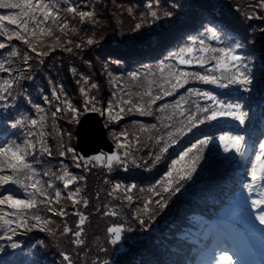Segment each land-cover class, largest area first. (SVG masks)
<instances>
[{
  "label": "trees",
  "instance_id": "trees-1",
  "mask_svg": "<svg viewBox=\"0 0 264 264\" xmlns=\"http://www.w3.org/2000/svg\"><path fill=\"white\" fill-rule=\"evenodd\" d=\"M151 2H154L153 5H156V2H159L160 6L163 4L165 12L161 8L155 18L146 16L137 22L131 16V12L133 10H140V8H147V4ZM44 3L49 5L53 13L59 15L60 20L57 21L56 25L52 23L51 19L41 25L42 27L50 28L53 35H40L38 32L36 36L29 34V39L38 51L47 52V55L37 56L22 41L15 39L9 41L6 37L0 36V42H5L8 45L4 49L6 50L4 62L9 67L8 61L10 60V67L15 69L12 77L7 73L6 79L20 77L18 81H14V89L25 88L35 93H40L45 82L51 87L46 97L47 100L39 105L44 109L46 114L45 127L43 129L37 128L36 131L44 132L43 140L46 146L51 149L52 155L49 156L47 153L41 155L39 152L40 145L37 144L35 155H29L26 158L27 162L31 163L33 169L38 173V176L34 177V179H40L45 187L48 182H51L54 188L48 189L50 193H53L56 187H58V191H62L64 189L63 181L58 179V177L63 175L65 169L71 175L72 168H74L67 163L68 153L66 150L65 160L63 156L59 155V152L65 147L64 139L66 134V126L63 122L62 114L65 107L61 101L67 100L72 103L79 93L75 89L76 80L70 70V57L59 52L57 48L61 47L65 39L71 36L76 29L85 40L95 37L102 44L105 41L107 32L118 29L119 16H128L135 23L132 25L128 20L126 23L127 29L114 32L113 35H116V38L106 42L107 45L117 43V47H108L104 49V52H98L104 58L110 57L119 61L122 66L118 70L114 69L112 72L115 81L113 82L114 88L109 102L117 109L121 106L125 108L130 107L128 105H121V99H132L134 104H139L141 99L139 94L145 92L149 87H151L153 95L159 94L162 98L151 105L149 109L150 114L140 115L138 111L134 113L125 111L126 117L123 119V124L132 125L131 127L137 128L130 133L129 138L132 140L139 138L141 140L142 131L140 127L146 126L147 136L150 138L149 143L154 146L150 145L149 150L152 151L151 156H144V159L139 163L137 169L133 168L128 170L136 179H133L127 173V169L124 166L120 167L125 171L120 170L114 177L109 178L111 183L114 182V188L117 185L115 183H121L123 186L128 187L136 183L138 195L133 193L131 195V201L127 200L126 196H121L119 199L121 204L127 205L130 215H134L135 209L137 215L144 220V224L136 227L135 232L133 231L131 234L127 231L124 232L123 237L126 238V242L123 244L125 246L124 253H121L119 248L117 253L110 258L123 256L126 262L130 261L131 264H140L145 261L147 264H162L163 246H165V243L168 246L170 240L173 238L176 239L179 235L180 229H183V226H187L185 223L188 215L208 205L216 206L217 203L215 200L219 201V197L207 199L214 192H228L231 194L235 192V186H231L230 181L227 179L233 168H243L245 153L241 143L234 145L229 140L221 143L219 137L211 139L207 146L195 148L194 138H191L190 133L198 128H204L207 125L225 124L231 126L234 130H229L223 134L221 133V136L229 137L232 135H240L242 129L238 121H233L230 118H218V121H210L202 125L197 124L191 131L176 134L174 137L176 142L170 145L163 164L161 166L159 162L152 164L150 160L159 154L160 147L163 145V141L157 144L160 136L163 135L167 138V133L172 131V129L167 128V125L181 119L177 115L180 109L176 105L182 104L183 109L194 112L197 103L201 106L211 103V101L205 100L202 96H197L196 92L207 91L215 94L213 90L207 88L206 84L200 81H190L184 87L173 91L172 95L164 96L163 90L160 87L163 83V78L158 71V66L162 63L175 65L177 63L175 60H168V57L173 52L179 51L182 47L189 46L193 39H204L211 47L231 48L238 55L242 56L244 58L242 63L246 66L242 70L249 75L248 69L251 68V63L248 60H250V56L244 51L241 44L246 40L249 43V39H246L245 36L253 30V33L259 34L252 37L255 48L258 47L260 41L257 40V37L260 35L263 37L264 34V8L258 6L259 0H44ZM94 6H96L94 16L85 18L84 20L66 11L69 7H75L77 11L93 12ZM19 11V9H0V14H17ZM40 19L42 20L43 17H40ZM90 19L98 20L96 25L100 27L97 29V34H91L85 30L92 25L88 21ZM4 23L5 27L9 30L15 28V25H9L7 22ZM63 23H68L69 28L61 32L57 25L62 26ZM138 23H143V26L137 28ZM210 28H215L217 31L218 38L216 40L211 39V33L208 32ZM91 30H93V27L88 29V31ZM53 48L55 50H52ZM12 51H18L20 55L13 57L10 55ZM24 54H28L30 57L28 64L23 63L22 57ZM193 55H198V53H193ZM251 57L254 60L259 59L263 62V55L261 56L259 52H257V55L256 53H251ZM146 66H151L152 71L156 72V76H151V74L145 76L144 73L148 71ZM178 67L184 71L204 72V69L199 68L195 64L191 66L178 65ZM167 71L168 69L165 68V74ZM133 74H140L139 78L133 79ZM255 75L256 73H254V78ZM250 77L252 78V84L249 91H245L239 84L232 85L224 90H228L227 93L231 96L236 93L246 95L248 101L252 102L249 104H253V102L255 104L261 103L260 97L257 99L256 97L255 99L252 97L254 96L253 91H255V85H253L254 78L252 76ZM103 80H106V78L103 77ZM149 81H152V83L150 84ZM170 87L169 84H164V88L170 89ZM129 93L132 95L129 96ZM56 95L60 96V101L56 100ZM149 99V97H144L145 101ZM17 100L21 99L17 97ZM230 100L226 101L230 103ZM9 104L12 105L10 100ZM164 105H168L169 107L162 113L159 111V108ZM25 106L31 109V113L27 115L39 119L38 114L30 104H26ZM57 106L61 110L53 118L52 113L56 111ZM145 106L147 107V104ZM17 116L14 107L10 106L6 109L0 107V146L7 147L12 143L22 144L25 139L35 142L38 139V137L26 136L28 132L27 128H20V130H23L22 133H19L21 142L16 141L14 138L12 140L10 139L13 130L11 124L13 123V118ZM137 116L138 118H136ZM246 121L247 118H245ZM106 124L108 126L107 122ZM201 132L203 134L206 133ZM201 132L200 134H202ZM53 136L59 137L61 143L54 142ZM109 138L113 139L111 133H109ZM189 142L191 144L187 145ZM225 143L229 145L227 152L224 147ZM74 146L76 152L75 136ZM147 147L148 143L144 145L141 143L138 144V150L135 151L136 154L139 156ZM240 152L243 155H240ZM177 153L181 157H184V159L180 160L178 165V180L172 182V189L168 191L170 195H175L172 201L173 208L167 209V196L164 194L163 189L167 187L166 184L169 183L170 179L173 180L175 178V174L171 171V167H169V158ZM185 153H188V155L185 156ZM197 156L200 158L197 159ZM2 162L5 167V172L0 173V175L9 173L7 158H3ZM193 163L196 164V169L194 172H191V178H187ZM132 165L134 166V164ZM93 172L97 173V177L102 175V171ZM169 172L173 173L171 178L168 177ZM45 173H48V175H45ZM181 176L185 177V179H180ZM103 181L106 184L107 180L104 179ZM13 188L18 191L16 187ZM67 189L65 188V191ZM153 189H156L159 195ZM28 191H31V189H28ZM18 193L20 197L14 196V198L23 200L29 198L22 187ZM83 193L93 208L94 223L83 226L82 236L76 237L70 233L69 237L73 243H77V241L86 243V262L88 264H97L98 262V264H104L99 261L100 256L94 259L92 254H88V251L92 246L97 244V255L108 257L111 254L110 247L106 244L107 226L109 224H103L102 220L111 216L105 213H111L114 203L112 206H109L108 202L104 200L109 198L106 196V189L105 194L97 200H94L95 196L91 187L84 190ZM61 198L64 201V197ZM38 199L42 198L38 197ZM149 201H152V203L149 204ZM161 204H165L166 206L161 207ZM146 205L147 207H145ZM65 206H68L69 209H74V206L68 199H65ZM39 208L40 210L46 209L45 206H40ZM11 210L17 209H4L6 212H10ZM29 213H32V211H29ZM78 221L76 219L74 221L76 223L70 227L73 233L78 230L76 228ZM128 222L130 221L128 220ZM100 224H103V227H105V234ZM146 229H148L147 235H149V238L143 239V242L140 244L139 239L143 238ZM87 234L89 235L87 236ZM91 234L97 241L93 244H88ZM168 234H171L172 239L167 238ZM172 243L175 244L173 241ZM152 244L154 248L149 249L148 246ZM61 245L60 243L58 247ZM169 247L171 246L169 245ZM154 257L156 258L155 260ZM166 257L168 258L169 256L167 255ZM122 264H126L125 261Z\"/></svg>",
  "mask_w": 264,
  "mask_h": 264
},
{
  "label": "snow or ice",
  "instance_id": "snow-or-ice-1",
  "mask_svg": "<svg viewBox=\"0 0 264 264\" xmlns=\"http://www.w3.org/2000/svg\"><path fill=\"white\" fill-rule=\"evenodd\" d=\"M258 6L264 8V0H259ZM0 9H19V13L17 14H0V36L6 37L7 40H20L25 45L28 46L31 51L35 52L37 56L47 55V52L38 51L37 48L34 46L33 42L29 39V34L31 36H36L39 32L40 35H53L50 28L42 27L46 21L49 19L52 20L54 25L57 24V21L60 20L58 14L53 13L50 10L49 5L44 3V0H0ZM67 12L73 13L81 20L85 18H91L94 16V13L91 11H77L75 7H69L66 9ZM152 17H156L157 13L153 11L151 13ZM40 17H43L41 20ZM9 25H15V28L9 30L5 27V23ZM31 25V27H30ZM61 32H64L65 29L69 28L68 23H63L62 26L57 25ZM137 28L140 25L136 26ZM208 32L211 33V39L216 40L217 31L215 28L208 29ZM69 44L71 41L68 42ZM94 41L92 39L87 40V44L92 45ZM8 45L5 42H0V50L5 49ZM80 47V45H77ZM52 50H55L54 48ZM67 51L71 52L72 49L68 48ZM193 53H198V55H193ZM11 56L16 57L19 56L20 53L18 51H12L10 53ZM23 63L28 64L29 62V55L24 54ZM243 57L238 55L233 49L231 48H216L211 47L206 43L204 39H193L189 46H185L179 49V51L173 52L169 57L168 60H175L177 63L174 64H160L158 66V71L163 78V83L160 85L161 89L163 90L164 96H170L173 94L178 88L184 87V85L188 84L190 81H200L204 84H212L216 85L222 89H228L232 85L239 84L241 85L245 91L250 90V86L252 84V78L246 72L242 70L243 67ZM8 63L10 64L11 61L9 60ZM197 65L199 68L204 69L203 73L198 71H184L178 67V65ZM211 65V66H210ZM148 71L144 73L145 76L151 74V76H156V72H153L151 66H146ZM165 68L168 69L167 73L165 74ZM15 69L11 67H7L6 63L0 61V73H8L10 77H12V73ZM75 71V70H73ZM140 74H133V79H138ZM20 77H13L12 79H6L3 81V84H0V107L9 108L15 107L14 104L10 105L9 100L10 98L15 99L13 96L14 92V81H18ZM151 84L152 81H149ZM164 84H169L171 87L164 88ZM93 88H96L97 85L93 84ZM83 92L84 90L81 89ZM55 94V93H54ZM17 95H22V93H17ZM129 96L132 94L129 93ZM140 103L134 104L132 99H121V105H128L130 107L125 108L121 106L119 108L118 113L113 116L114 105L109 104L107 105V112L110 119L119 120L122 119V113L125 111L132 112L136 110L140 113V115L150 114V107L151 105L155 104L156 101L160 100L162 97L161 95H153L151 87H149L145 92L140 93ZM197 96H202L205 100L211 101L210 104L205 106H201L199 103L196 104L195 111H191L188 109H183L182 104H177L176 107L180 109L177 115L181 118L175 123H169L167 128L172 129L167 133V138L165 136H160L157 144H160L163 141V145L160 147V152L154 158V162H158L161 159V156L164 153L168 152V149L172 143H175L176 140L174 139L176 134H183L186 131H191L193 127L197 124H205L206 122L210 121H218V118H230L233 121H238L239 124L243 125L245 123V118L248 116V112L242 111L243 105L239 103H229L227 101H223L218 98V96L214 95L213 93L204 91V92H196ZM144 97H149L150 99L145 101ZM47 100V98H45ZM56 100L60 101V96L56 95ZM91 103V100L88 101ZM36 111L39 116V119L32 118L30 115L21 114L20 116L13 119V123L11 127L15 128H27L28 132L26 136L30 137H38V139L33 142L32 140L25 139L22 144L20 143H12L9 144L7 147L0 146V173L5 172V167L3 164V158H7V168L9 169V173H5L0 175V185H7V184H15L22 187L28 195V199H16L13 195H2L0 194V206H6L7 208L17 209L15 212H6L3 208H0V222L7 227L4 229V234L0 235V239L12 241L13 236H15L18 229L24 228L27 230H31L33 228H38L40 231H45V227L52 223L49 219H42V217L37 213H29L25 210L33 209L37 207V204H43L47 208L49 212H52L56 216L64 217L66 216V210L63 208H56L53 207V202L55 204H59L61 200V192L55 191L54 194L50 193L48 189H53L54 185L51 182L47 183L45 187L44 184L41 182L40 179H34V177L38 176V173L33 169L31 163L27 162L26 158L29 155H35V150L37 148V144L40 145L39 152L41 155L47 153L49 156L52 155V151L49 147L46 146L43 137L44 132L40 131L37 132L36 129L40 128L43 129L45 127L46 122V114L42 107L38 104H34L31 99L27 101ZM64 104V107L67 111L72 112L73 114L76 113V108L70 101H61ZM147 104V107L145 106ZM169 107L168 105H164L163 107L159 108L160 112H164L165 109ZM61 109L59 106L56 107V111L52 113V117L56 116V113L59 112ZM96 110V109H93ZM103 113L104 109H100ZM223 122V121H219ZM119 139V138H118ZM212 137L209 139L201 140L200 144L202 146H207L210 142ZM221 143H224L226 140H229L232 144H239L244 137L239 135H232L229 137L220 136L219 137ZM124 141H127V136H124ZM137 143H139V138H137ZM130 145L128 143H119L117 145L118 148L126 149L123 152V158L119 154H113L109 156H104V154H100L94 156L92 160L103 162L104 166L111 169L114 164L123 165L126 162V158L130 156V152L127 150ZM225 151L229 150V145L227 143L224 144ZM261 148V155L256 156L257 163L254 164L251 168V179L253 182L259 180L264 182V144L260 145ZM67 153H72V148L66 149ZM65 151H60V156L66 155ZM185 156L188 153L184 154ZM240 155H243L240 152ZM200 157L197 156V159ZM184 157H181L183 160ZM73 160L74 162L77 161V157L75 153H73ZM133 163L135 161L133 160ZM147 163V161H145ZM179 163V161H177ZM76 167H80V163L76 162ZM196 169V164L193 163L191 169L189 171V175L187 178H191V172H194ZM259 172V175H258ZM48 175V173H45ZM173 176L172 172L168 173V177L171 178ZM67 177V178H66ZM58 179L63 181L64 188H68L69 185L75 183L76 177L71 176L67 170H64L62 176L58 177ZM180 179H185V177L181 176ZM163 183V182H162ZM249 195H252L256 184L249 183L246 185ZM131 188H135V185H132ZM131 188L128 191H131ZM31 189V191H28ZM120 185H115L114 190H119ZM172 189V182L171 179L169 180V184L167 187L164 188V192H168ZM178 190V189H177ZM157 195L159 192L156 189H153ZM80 196V188H76L74 192H70L66 199L72 201V205L75 206L83 202L84 207L88 206V202L86 200L79 199L77 197ZM38 197L42 199H38ZM126 199L131 201L132 196L127 195ZM149 204L152 201L148 202ZM159 203V202H158ZM161 207H165V204H161ZM147 207V205L145 206ZM251 207H255L260 211V215L257 217L260 224L264 225V194H260L259 199H255L252 201ZM106 215H116L115 212L112 213H105ZM76 215L79 217V221L76 224V228L78 229L73 233V230L65 225L62 229L63 234H74L76 237H80L83 234V226L85 225V221L87 219L86 216L77 212ZM139 223L144 224V220L138 217ZM33 222V223H30ZM15 225V226H13ZM51 232L52 230L49 229ZM111 232L115 239L112 241L116 243L120 240L121 236L120 233L123 231L120 227H113L108 230ZM55 235V233H52ZM79 243V241H77ZM13 248L18 247V245L13 242L11 245ZM3 251V249H0ZM63 260L67 262V264H73L72 258L69 254L63 253ZM211 264H234L233 260L230 256L226 254V251H221L218 257V260L215 258L211 261Z\"/></svg>",
  "mask_w": 264,
  "mask_h": 264
},
{
  "label": "rangeland",
  "instance_id": "rangeland-1",
  "mask_svg": "<svg viewBox=\"0 0 264 264\" xmlns=\"http://www.w3.org/2000/svg\"><path fill=\"white\" fill-rule=\"evenodd\" d=\"M154 2H151L147 4V8H140V10H133L131 12V16L139 22L142 18L146 16H152L151 13L155 11L157 15L159 14L161 8L162 11L165 12V9L163 7V4H159V2H156V5H153ZM153 5V6H152ZM96 10V6L93 7V13ZM138 14V15H137ZM128 20L133 25L135 22L131 21L128 16H119L118 19V29L116 31L110 30L106 33L105 41L100 44L98 40L93 37L94 43L92 45L87 44V40L84 39V37L77 31L71 35L68 36L65 41L63 42V45L61 47L57 48L59 52H62L64 55H69L70 57V70L73 74V77L76 80L75 89L79 93V95L76 97L75 100L72 101L73 106L76 108V113L73 114L72 112L67 111L64 109L63 111V122L66 126V134L64 139V145L63 149L61 151H65L67 148H72L73 152L67 154V163H69L72 168L71 176L76 177L75 183L69 185L68 189L65 191V188L60 191L61 197H64V201L60 200L59 204H55L53 202V207L56 208H63L66 210V216L60 217L54 215L52 212H49L47 208L45 210H40V206H45L43 204H37V208L39 209V212L41 215H43L42 219H44V215L47 217V219L51 220L52 223L44 226L45 231H36L32 234H30V237L26 241V244L29 242H33V244H29L28 246L33 245L32 252L29 255V257L33 256L31 258V261L37 264H67L63 260V253H67L71 256L73 264H88L86 262V249L87 245L85 242H79V243H73L70 239V234H63L62 229L65 225L68 227H71V225L75 224L74 222L76 219L79 220V217L76 215L77 212L83 214L87 217L85 221V225H92L94 223L93 216L94 211L93 208L89 202V200L84 197V190H87V188L91 187L93 193H94V200L100 199L101 196L105 194L106 189V196L109 197L107 199H104L106 202H108L109 206H112L114 203V207L111 210L112 212H115L116 215H111L110 217L106 218L105 220H102L103 224L108 223L107 226V234H106V244L110 247L111 254L107 256H101L97 255V244L92 246V248L88 251V254H92L95 257L100 256L101 262L104 264H122L123 261H125L126 264H131L130 261L126 262V259L123 256H117L112 257V255L116 254L118 249L120 248L121 253H124L125 246L123 245L126 242V238L124 236V232L127 231L129 234L133 231L135 232V228L138 226H141L142 224L139 223L137 212L134 209V215H130V211L126 204L120 203V197L121 196H127L132 195L133 193H136L138 195V189L136 183L135 188H131V186H123L121 183H115L120 185L119 190H114V185L111 183L109 178L114 177L120 170H124L120 166H124L127 169V173L131 175L128 170H131L133 168L137 169L139 167V163L142 162L144 159V156L150 157L151 156V150H149L150 145L154 146L149 143L150 138L147 136V129L145 127H140L142 131V139L139 140V143H137V139H130L129 135L131 132L135 131L137 128L131 127L132 125H126L123 124V119L126 117L125 112L122 113V119L119 120H113L110 119L107 112V105L110 104L109 98L112 94V90L114 88V81L115 78L112 76V72L114 69L121 68V64L119 61L114 60L110 57H102L98 52H104L105 48L108 47H117V43H114L113 45H107V41L113 40L116 38V35H113L114 32L117 31H123L126 30V23ZM92 23L91 26L88 27L90 29L93 27V30L88 31V29H85L87 32L91 34H97V29L100 27L96 25L97 19H90L88 20ZM140 25V28L143 26V23H138ZM259 34L253 33V30L249 34H246V39H249V43L253 44L250 45L248 41H244L241 44V47L244 49V51L250 56V60L248 62L251 63V68L248 69L249 75L254 78V73H256L255 78L253 79V85H255L252 96L254 99L261 98L264 99V34L263 37L260 35L257 37V40L260 41L257 48H255V44L252 42V37L257 36ZM250 37V38H249ZM71 41L69 44L68 42ZM77 45H80V47H77ZM68 48H71L72 51H67ZM259 52L261 56L263 55V62H261L259 59L254 60L251 57V53ZM247 62V63H248ZM75 70V71H73ZM103 77L106 78V80H103ZM256 82V83H254ZM96 84L97 87L93 88L92 85ZM81 89L84 91L82 92ZM91 100V103L88 101ZM134 100V99H133ZM264 105V104H263ZM96 109V110H93ZM100 109H104V112L106 114V122L108 123V136L109 133L113 135V139H110L117 147L119 143H128L130 146L128 147V151L130 152V156L126 158V162L123 165L120 164H114L111 169L104 166L103 162L94 161L91 159H83L80 158L78 153L75 152V146H74V136H75V129L76 125L78 124L81 117L92 111H97L103 114ZM119 109H117L114 106L113 110V116H115L118 113ZM136 112V110H133L131 113ZM140 114V113H139ZM138 118V116L136 117ZM127 136V141H124V136ZM54 142H60V138L53 136ZM119 138V139H118ZM135 141V143H134ZM146 144L148 143L147 149L143 150V153L139 156L136 154V150H138V144ZM118 153L123 158V152L126 150L124 148H118ZM169 151V149H168ZM73 153H75V156L77 157V161L80 163V167H76V162L73 160ZM168 153V152H167ZM167 153H164L163 156H161V159L158 161L160 166L161 160L164 156L167 155ZM65 160V156H63ZM153 157L150 161L152 164L157 163L154 162ZM133 160L135 163H133ZM134 164V166L132 165ZM83 166V167H82ZM159 166V167H160ZM93 171H102V175L97 177V173ZM125 171V170H124ZM133 179H136L133 175H131ZM97 177V178H96ZM106 179V184L105 181ZM76 188H80V196L77 197L79 199L86 200L88 202V206L84 207L83 202L80 204H77L74 206V209H69L68 206H65V199L67 195L70 192H74ZM131 188V191H128V189ZM58 190V187H56L55 191ZM54 191V192H55ZM53 192V194H54ZM71 201V200H69ZM172 201L173 198L171 195L167 197V209L173 208L172 207ZM72 203V201H71ZM170 203V204H169ZM128 220L130 222H128ZM103 224H100V227L102 228V231L105 234V227H103ZM113 227H120L123 229V231L120 233V240H118L116 243H113L112 241L115 239V236L109 232L108 230ZM164 227V226H163ZM162 227V228H163ZM49 229L52 231L50 232ZM55 233L53 235L52 233ZM146 233V234H145ZM145 233L143 235V238L139 239V243L141 244L143 239L149 238L148 229L145 230ZM51 235L53 239H57L61 241V246L56 249L57 252H51L49 250V241L51 239ZM89 234H87L88 236ZM47 240V241H45ZM97 240L94 238L91 234L90 239L88 241V244H93ZM25 244V245H26ZM141 247V246H140ZM149 249L154 248V245H149ZM147 250V249H146ZM87 254V256H88ZM88 258V257H87ZM156 258L154 257V260ZM89 260V259H88ZM99 263V262H98ZM97 263V264H98ZM91 264V263H89ZM95 264V263H94ZM140 264H147L145 261L144 263Z\"/></svg>",
  "mask_w": 264,
  "mask_h": 264
},
{
  "label": "water",
  "instance_id": "water-1",
  "mask_svg": "<svg viewBox=\"0 0 264 264\" xmlns=\"http://www.w3.org/2000/svg\"><path fill=\"white\" fill-rule=\"evenodd\" d=\"M105 116L92 112L86 114L80 121L77 130V149L84 158H90L101 153L115 154L116 149L107 137L104 126Z\"/></svg>",
  "mask_w": 264,
  "mask_h": 264
},
{
  "label": "bare ground",
  "instance_id": "bare-ground-1",
  "mask_svg": "<svg viewBox=\"0 0 264 264\" xmlns=\"http://www.w3.org/2000/svg\"><path fill=\"white\" fill-rule=\"evenodd\" d=\"M217 230H218V229H217ZM218 232H219V230H218ZM217 234H218V233H216V235H217ZM232 237H233L234 240H236V235H235V234H233ZM238 247H239V246H238Z\"/></svg>",
  "mask_w": 264,
  "mask_h": 264
}]
</instances>
